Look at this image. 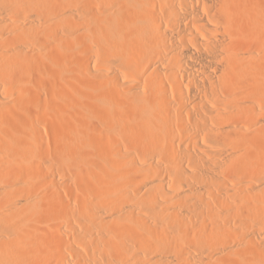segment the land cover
Masks as SVG:
<instances>
[{"label": "bare ground", "instance_id": "bare-ground-1", "mask_svg": "<svg viewBox=\"0 0 264 264\" xmlns=\"http://www.w3.org/2000/svg\"><path fill=\"white\" fill-rule=\"evenodd\" d=\"M0 264H264V0H0Z\"/></svg>", "mask_w": 264, "mask_h": 264}, {"label": "rangeland", "instance_id": "rangeland-1", "mask_svg": "<svg viewBox=\"0 0 264 264\" xmlns=\"http://www.w3.org/2000/svg\"><path fill=\"white\" fill-rule=\"evenodd\" d=\"M55 61H58V59H56ZM78 67H79V66H78ZM80 68H81V67H80ZM80 68H79V69H80ZM48 132L50 133V131H48ZM48 132H46V133H47V136L50 135ZM46 133H45V134H46ZM50 137H51V136H50ZM50 137H48V139H49Z\"/></svg>", "mask_w": 264, "mask_h": 264}]
</instances>
